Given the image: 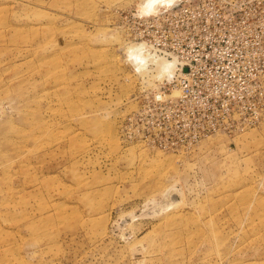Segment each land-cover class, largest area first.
<instances>
[{
  "label": "rangeland",
  "instance_id": "rangeland-1",
  "mask_svg": "<svg viewBox=\"0 0 264 264\" xmlns=\"http://www.w3.org/2000/svg\"><path fill=\"white\" fill-rule=\"evenodd\" d=\"M143 1L0 0V264H264V112L176 151L122 133L140 94L171 78L152 61L181 60L148 39L199 60L238 24L206 14L187 25L188 11L154 34V16L209 0L145 15ZM245 19L228 68L251 109L264 106V22L255 35Z\"/></svg>",
  "mask_w": 264,
  "mask_h": 264
},
{
  "label": "built area",
  "instance_id": "built-area-1",
  "mask_svg": "<svg viewBox=\"0 0 264 264\" xmlns=\"http://www.w3.org/2000/svg\"><path fill=\"white\" fill-rule=\"evenodd\" d=\"M188 11L191 16L187 25L193 21L195 26L199 17L206 14L209 18L218 16L222 22L238 25L230 32L227 46L222 45L219 49L206 47L204 57L199 60L195 49L182 48L180 41L174 45L157 35L148 39L159 55L181 59L169 80L140 94L138 108L126 117L122 125L124 137L153 149L176 151L193 147L219 132H243L253 127L264 112L260 100L249 109L253 100L244 91L246 85L243 88L240 78L228 68L232 62L233 69L237 70L239 66L228 46L231 34L239 35L244 18L251 32L258 30L254 24L259 27L257 22H264V0H209L203 10L199 4L190 8H172L168 13H159L150 19L146 29L151 27V32L156 34L163 23H172ZM190 35H193L192 31ZM189 46L194 44L190 42ZM261 84L255 82L254 87L262 93L264 86Z\"/></svg>",
  "mask_w": 264,
  "mask_h": 264
},
{
  "label": "bare ground",
  "instance_id": "bare-ground-1",
  "mask_svg": "<svg viewBox=\"0 0 264 264\" xmlns=\"http://www.w3.org/2000/svg\"><path fill=\"white\" fill-rule=\"evenodd\" d=\"M164 1L166 3V6L168 4H170L171 2H173V0H144L141 3L142 8H141L140 11L142 13L144 8L146 10V13L147 12L150 13L149 11H151V9H153L155 11V9H157V7L160 6V4L161 5H162V3L164 4ZM166 6H163V7H166ZM149 8H151V9L149 10ZM147 10H149V11H147ZM153 10L151 12H153ZM142 14L145 15L144 11H143ZM136 47H137V45H136ZM135 50L136 49H134V46H130L128 48V56L131 58L133 63H137V65L139 66V68H141V70H145L146 68H148L147 66H149V64H150L149 57H147L148 55L144 54V52H140V53L138 52V54H135ZM152 62L155 63V65L158 68V75H160V76L161 75L166 76V75H170V74L172 75L174 67H175V62L174 61L165 59L163 61L162 60L161 61H159V60L156 61L155 60V61H152ZM172 203H173V201H172Z\"/></svg>",
  "mask_w": 264,
  "mask_h": 264
}]
</instances>
